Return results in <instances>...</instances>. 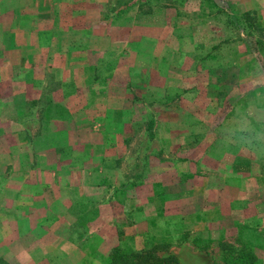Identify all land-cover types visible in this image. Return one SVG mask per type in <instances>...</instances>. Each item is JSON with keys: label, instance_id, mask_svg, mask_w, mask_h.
Segmentation results:
<instances>
[{"label": "rangeland", "instance_id": "1", "mask_svg": "<svg viewBox=\"0 0 264 264\" xmlns=\"http://www.w3.org/2000/svg\"><path fill=\"white\" fill-rule=\"evenodd\" d=\"M17 1H0V208L15 205L19 173L31 174L32 198L15 190L16 205L31 209L21 215L27 226L18 246L49 252L37 240L47 223L69 241L101 236V264L113 256L128 264L130 251L151 255L148 264L167 256L179 264H257L264 248L245 244L228 210L205 213L204 203L218 198L197 191L209 184L217 191L207 175L232 164L206 158L209 143L222 154L251 138L239 134L236 114L242 96L264 88V60L247 49L250 31L261 37L264 0ZM245 12L258 22L246 18V29L230 22ZM257 102L263 147L264 98ZM245 104L246 114L256 108ZM244 149L259 159L260 149ZM245 167L229 173H264ZM229 185L232 209L264 194L261 180ZM245 186L252 193L238 199ZM196 207L197 218L187 216ZM12 233L0 230V253ZM0 264L9 263L0 257Z\"/></svg>", "mask_w": 264, "mask_h": 264}, {"label": "crops", "instance_id": "2", "mask_svg": "<svg viewBox=\"0 0 264 264\" xmlns=\"http://www.w3.org/2000/svg\"><path fill=\"white\" fill-rule=\"evenodd\" d=\"M0 1H3V0H0ZM13 4L14 5L18 4V1L13 0ZM210 83L211 82L207 83L206 85H209ZM222 83L223 82H218V84H222ZM196 87L197 86H195V89L192 90L193 98H196V97L198 98L201 95L198 93V90ZM263 95H264V88H262V85L261 86L259 85L257 87L256 86L253 87L249 91L248 95H246L245 97L242 96L241 100L240 99L238 100V104H237L238 108H237V114H236L237 127H238L237 130L238 131L240 130L239 134H246L250 136L251 138H248V142L246 143V145L245 144L239 145L235 147L233 151L229 150L228 153L224 152L222 154L220 152H216V149L212 147L213 145H210L209 143V148L206 147L205 157L210 158L212 162H214L217 166L218 165L222 166V164H226L222 161V160H225V158H229V160L232 158V160H230V163H232L231 164L232 166L231 165L230 167L228 166L229 167L228 173L223 172L221 174V170H220V174H211V176L207 175L208 176L207 181H206L207 183L209 182L220 183L219 189L217 191L212 190V184H209V186H206L207 188L197 191L200 194H204L206 198H211V197H215L216 199L218 198L217 200L214 201L215 204L213 205L209 201H206V203H204L205 213H211L215 211L216 209H221V213L224 215L226 214L225 211L228 210L227 214H229L231 218L239 220L240 227L242 226L241 227L242 230L246 231V237L244 239L245 244L254 246L255 248H264V241H263L264 236L260 235V233H264L262 232L264 230V225L262 224L264 223V208H263L264 207V194L263 196H261L262 199H257L256 202H254V204L251 203V205H245L244 208L240 206L241 209L239 208L232 209L231 208L232 206L228 207L229 205L228 200L230 197L229 195L231 196L233 195V193H231L232 189L229 184L232 182H242V183H246V185H250V183H254L255 181H260V180L264 181V173L261 174V170H259V175H252V174L245 175L241 173H235V175H233V173L230 174L229 172L232 170L233 172L237 171L239 170L238 167L242 168L244 166H246L247 168L250 167V169L252 167L264 168V143H263V147H261V145L257 143L258 138H256V136L261 133L260 117L262 115L261 113H258V110H257L258 102L257 101L258 99L261 98V96L262 98H264ZM245 102L250 103V104H255L256 108L248 110L250 112L246 114L247 111L245 112V110L243 109L244 106L246 105ZM239 104H241L242 106H239ZM250 113L252 117H250ZM252 114L253 115L255 114L254 117ZM242 115L244 116L241 117ZM246 118L248 120V123L250 124L249 125L250 127L249 128L246 127V129H244L245 128L244 127L242 129V127H239L238 124L239 122H244ZM216 133L217 132L215 131L212 135H215ZM197 146L198 144H195L194 148L189 147L188 151L190 152L191 155L194 154V150L197 151L198 149ZM244 148H246V150L249 153H254L255 151H258V149H260L261 151L259 152L260 153L259 159L252 161L251 160L252 158L251 157L249 158V154H247ZM240 154L243 155L242 157L244 156H247V157L239 158ZM203 157H204V154L202 157H200V160L203 159ZM189 158L191 157L189 156ZM184 160L186 161V159ZM200 160H198L199 163L201 162ZM193 163L194 165L196 164L199 166L202 165L195 161H193ZM244 171H247V170L244 169ZM19 177L20 179L22 177V185H18V186L15 184L12 185V191H11L12 192L11 195H12V198L14 199L15 205L11 208L9 207L4 208V209L0 208L1 215H4V214L12 215L6 218L4 221H3V217L0 218V221H1L0 230L11 229L14 233V234L12 233V236L10 234H6V241L7 240L8 241L3 243L5 247L3 248V251L0 253V257L6 260L9 264H39V262H41L42 264H101V261H102L101 254L98 251H95V247L98 244V242L96 241H99L101 236H98V239H91V240L88 239L87 240L82 236L79 239L77 238V235H76V239L73 240V237H72L71 241H69L68 239L63 238L61 234L53 233L52 226L47 223H44V227L43 226L41 227L42 232L39 234L40 236L39 235L37 236L38 238L37 240H39L38 244L48 246L47 251L49 252H46L44 255H40L41 257H39L36 253H34L33 248H28V246L20 248L18 246L19 240L21 238L20 235L22 234L20 230L22 228L25 229L27 226V224L25 223L26 220L23 221L21 219V215L23 212L29 214L31 209L24 210L22 209L21 206L16 205L18 203V199L20 198V196L16 193L15 190L17 191L23 190L24 192H28V194H24V196L31 199L32 190L34 186L33 184L34 180L30 179L32 178L31 174L29 176V179H26L25 175L20 174V173H19ZM17 181H20V180L18 179ZM25 182L27 183V185ZM245 188L246 190L243 192L238 191L236 195L238 199L242 200L245 198V196H248L250 195V193H252L250 189H248L249 188L248 186H245ZM2 196H4V193H0V197ZM199 210H200L199 207H196L194 212L191 214H188L187 216L192 217V215L194 216L196 215V218H197V215L200 214L198 212ZM258 220H261V223L258 222ZM259 224H261V226H259ZM208 228L209 229H213V228L223 229V227L220 224L219 225L208 224V226L205 227V229H208ZM15 233H17L18 235H16ZM74 234H77V233L75 232ZM0 238H2V236H0ZM34 240H35V237H34ZM73 242H79V243L75 245V243ZM11 245H12V249H9ZM13 247H17V248L13 249ZM67 247H70L69 251ZM53 248L57 249V254L55 255H52L51 253ZM257 264H264V255L259 257Z\"/></svg>", "mask_w": 264, "mask_h": 264}, {"label": "trees", "instance_id": "3", "mask_svg": "<svg viewBox=\"0 0 264 264\" xmlns=\"http://www.w3.org/2000/svg\"><path fill=\"white\" fill-rule=\"evenodd\" d=\"M246 18H252L253 23H256V19H258L257 13H249L245 12L244 14H239L235 16L234 20H230V22H234L236 19L241 22V24L244 25L245 29L247 28L245 26L246 23ZM249 28L251 25H247ZM257 31H259V34L261 37L255 36L254 33L251 31L248 33V37L250 38V41H247V49L248 53L250 55H257L259 56L262 60H264V25L263 26H258ZM254 58V57H252ZM148 257L152 259L151 255L144 256L142 253H135V252H128V264H148ZM153 264H179L173 256H167V257H161V258H154ZM107 264H126V262H119L118 258L116 256H113L110 261H107ZM239 263V261H237ZM236 263V264H238Z\"/></svg>", "mask_w": 264, "mask_h": 264}]
</instances>
